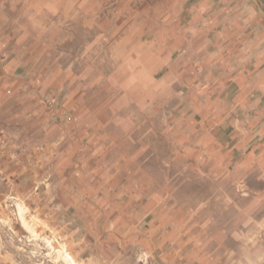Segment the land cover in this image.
I'll use <instances>...</instances> for the list:
<instances>
[{
    "label": "crops",
    "instance_id": "1",
    "mask_svg": "<svg viewBox=\"0 0 264 264\" xmlns=\"http://www.w3.org/2000/svg\"><path fill=\"white\" fill-rule=\"evenodd\" d=\"M172 1L108 75L67 70L75 86L55 87L53 72L33 67L25 89L5 67L0 129L17 137L8 153L23 145L22 161L47 165L62 209L53 216L102 250L98 262L263 264L264 0L253 20L214 11V0ZM235 10L230 25L211 19Z\"/></svg>",
    "mask_w": 264,
    "mask_h": 264
},
{
    "label": "rangeland",
    "instance_id": "2",
    "mask_svg": "<svg viewBox=\"0 0 264 264\" xmlns=\"http://www.w3.org/2000/svg\"><path fill=\"white\" fill-rule=\"evenodd\" d=\"M213 3L214 11L227 6L239 7L248 14V20L260 17L259 8H263L260 0H214ZM168 4H173V1L0 0V72L5 67L11 73L16 70L20 79L27 83L26 86L23 84L25 89H29V83L33 82V67L41 76L53 72L51 83L55 87L58 84L59 87L75 86L71 83L73 80L66 78L67 70L76 74L86 71L92 78L100 67L102 75H108L116 59L120 61L129 55V46L134 45L133 42L145 39L143 34L153 30V25L159 28L157 23L165 17L158 11H163ZM148 5L157 9L149 16L144 13ZM237 13L236 10L228 16V13H219V17L212 15L211 19L229 24L232 19L235 21ZM24 61L30 64H24ZM74 82L77 84L78 81ZM36 85L46 87L45 81H36ZM46 103L53 106L51 100ZM70 118L73 117L69 116L67 120L70 121ZM44 119L43 113L33 114V125L38 121L40 123L37 124L43 125ZM2 130L0 264H72L67 255L75 264L104 263L97 261L103 259L101 249L99 254L92 253L91 246L85 244L87 241L79 239L82 233L71 236L57 223V216L53 215L62 209L54 204L57 195L48 187L51 179H47V165L38 163L35 157L33 159L32 153L28 156V150L27 160L20 164L24 146L16 144L8 153L17 137L12 129L9 130L12 134ZM46 136L47 132L41 128L35 135L36 144L43 148V152L41 144ZM7 158L11 159L9 163ZM38 158L41 161L42 155ZM5 165L9 167L4 168ZM138 263L149 264V257L140 253Z\"/></svg>",
    "mask_w": 264,
    "mask_h": 264
},
{
    "label": "bare ground",
    "instance_id": "3",
    "mask_svg": "<svg viewBox=\"0 0 264 264\" xmlns=\"http://www.w3.org/2000/svg\"><path fill=\"white\" fill-rule=\"evenodd\" d=\"M20 212H22V209L20 208ZM67 260L71 261L72 264H75V262L73 261L72 257L67 255Z\"/></svg>",
    "mask_w": 264,
    "mask_h": 264
}]
</instances>
